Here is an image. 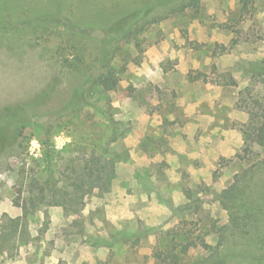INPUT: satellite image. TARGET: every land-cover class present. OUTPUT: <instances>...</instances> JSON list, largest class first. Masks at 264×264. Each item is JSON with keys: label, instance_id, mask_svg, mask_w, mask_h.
<instances>
[{"label": "rangeland", "instance_id": "obj_1", "mask_svg": "<svg viewBox=\"0 0 264 264\" xmlns=\"http://www.w3.org/2000/svg\"><path fill=\"white\" fill-rule=\"evenodd\" d=\"M149 4L108 45L115 85L64 106L108 28ZM15 107L0 264H165L156 250L192 241L182 263L195 264L221 236L229 264H264V0H0V115ZM92 152L108 173L79 189L70 168ZM48 179L60 203L30 205ZM120 231L145 236L101 244Z\"/></svg>", "mask_w": 264, "mask_h": 264}, {"label": "trees", "instance_id": "obj_2", "mask_svg": "<svg viewBox=\"0 0 264 264\" xmlns=\"http://www.w3.org/2000/svg\"><path fill=\"white\" fill-rule=\"evenodd\" d=\"M243 5H246L247 0H240ZM152 5L149 4L147 7H145V10H134L129 14L128 17L120 18L118 19L115 24L111 25L108 28V32L115 31V33L110 37H105L101 42V47L98 53V56L94 59L93 64L91 67H89V70L86 74V77L84 80L78 84L77 86L73 87L72 92L66 101L64 106L69 105L71 102H75L77 99L82 98L86 99L89 92L94 91L98 94H101L103 91L111 89L115 85L114 79H112L109 74L108 70L105 68L107 61V50L108 45L112 43V38L114 36L121 37L127 34L130 30V27L134 24L140 21L142 17V13L145 12V14L150 11ZM258 72H260L258 70ZM220 79L218 80V83L224 84V85H235L236 81L235 79L230 75L228 72H224L219 74ZM199 78V76H194V79ZM18 107H15L12 109L6 108L4 110V113L0 115V149L3 148L7 142H8V136L6 135L5 127H6V121H4L5 118H13L17 115V109ZM112 121V133L109 135V142H111L113 139H115L118 135L121 134V132L118 130L117 126H115L116 122L113 118H111ZM260 124V131L259 137H264V120H261ZM47 140L42 139V145L44 148V152L47 156H50L52 153V150L50 146L47 144ZM108 163L109 160H103L100 155H95L93 152L89 156V158L84 159L83 166L79 168L78 170H75V168L71 167V174L75 175V179L77 181H81V186L79 189H83V185L87 184V187L89 190H91L93 187L98 185L99 178L102 173H108ZM91 177L93 179L88 178ZM52 179H48L45 182H39L36 181V194L30 195L28 198V202L32 206H36L37 202H43L46 200L47 197L51 196L52 200H49L50 203L53 204H59L60 201L56 200L59 199L57 192L58 190L55 188L56 184L52 183L50 184ZM54 182V181H53ZM71 182V181H70ZM235 184H232L229 189H226L223 193L225 195V199L229 202H232L234 199L233 194V188ZM49 195V196H48ZM55 199V200H53ZM24 211H26V207L24 206ZM145 236L144 232H125L120 231L116 232L114 236H112L111 239H106L101 242V244L109 246L112 244V242L120 240L125 243H132L137 244L139 239L141 237ZM222 239L218 242L217 246L212 249L207 257L202 258H196L194 260L195 264H229L226 256L218 249L221 244L224 243L223 236H221ZM181 247L178 249L175 245L170 250H156L154 252V256L159 260L160 263L165 264H183L182 261L184 260L185 253L188 251V249L192 247H196V242L192 241L185 244H180ZM201 245L205 248H210V246L203 241H201Z\"/></svg>", "mask_w": 264, "mask_h": 264}]
</instances>
